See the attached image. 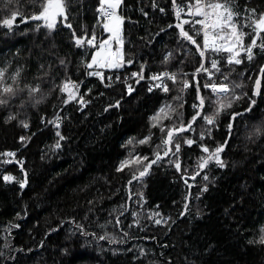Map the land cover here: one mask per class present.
I'll use <instances>...</instances> for the list:
<instances>
[{"label": "trees", "instance_id": "obj_1", "mask_svg": "<svg viewBox=\"0 0 264 264\" xmlns=\"http://www.w3.org/2000/svg\"><path fill=\"white\" fill-rule=\"evenodd\" d=\"M65 2L68 22L77 34H83L86 27L90 35L92 26L97 25L98 0ZM231 2L241 13L245 6L256 8L257 13L264 12V0ZM40 3L41 0H13L11 7L19 9L21 16L11 32L0 27V65H7L9 72L20 68L21 82L35 83L41 78L40 65L47 69L52 64V75L59 83L64 70L59 67L58 59L65 58L68 75L82 82L80 94L87 103L79 111L76 100L64 104L65 97L56 90L36 107L20 109L15 103L0 106V153L18 149L17 160L24 159L23 168L28 173L23 189L14 180H0V264H264V243L260 242L264 228V94L253 96L254 79H249L256 75L264 60L257 55L251 63L245 59L233 67L225 64L223 54L218 55L221 70H230V81L238 85L234 91L239 98H224L225 103L231 100V106L220 114L219 127L212 130L210 137L206 135L200 141L199 133L205 126L202 119L194 124L195 132L183 134L197 141L191 146L182 144L179 158L186 174L176 170L169 156L153 164L142 182L133 180L129 185L136 166L117 172L119 162L130 152L154 159L161 133L158 127L151 128L152 141L144 145L128 144L129 138L139 140L149 134V117L161 105L172 104L176 107L173 117L182 113L186 122L196 102L194 87L180 91V75L175 85L165 81L170 89L168 93L158 88L149 92V77L167 69L188 73L186 78L194 84L192 73L199 63L195 46L177 40L170 0H157L166 9L163 14L152 9L151 0H124L120 9V14L125 16L124 53L134 63L118 70L107 69L105 78L113 77L108 87L104 83L106 79L102 82L87 75L89 70L83 60L90 59L87 53L91 49L76 48L62 20L50 35H46L47 29L32 31L33 22L20 23L23 16L39 11ZM177 3L183 5L184 0ZM141 8L149 15L144 16ZM8 14V10L0 8V19ZM169 24H173L170 29ZM161 28L166 31L160 32ZM185 28L195 35L191 25ZM243 30L248 33L247 44L252 32L248 28ZM96 32L101 34L99 26ZM197 40L202 42V36ZM166 50L174 55L162 64ZM141 63L145 65V78L137 83L131 72L138 71ZM117 75L119 81L115 79ZM126 77L127 85L133 88L130 95ZM205 79L201 73V84ZM42 87L47 92L50 81L43 80ZM202 94L209 95L203 89ZM176 96L180 99L174 100ZM250 98L255 103L251 111H246ZM118 99L121 105L115 107ZM181 103L183 108L177 107ZM109 104L113 107H108ZM212 108L213 104L206 101L209 114ZM59 110L65 114L64 125L58 129L65 139L57 149L54 147L57 129L48 121ZM233 111L241 115L233 122L229 137L227 124ZM13 113L16 118L8 120ZM25 119L29 123L27 129L19 123ZM22 135L30 137L23 147L19 141ZM225 139L228 143L221 155L226 167L210 163L193 180L198 157L203 154L199 144L214 148ZM4 157L0 155V163ZM205 172L208 181L203 178ZM7 174L23 176L16 163L7 168ZM205 183L209 185L208 191L197 198ZM140 192L142 200L138 199ZM189 192V210L180 215ZM132 212L137 216L133 217ZM136 219L139 225L133 223ZM156 219L167 223L156 224ZM77 224H82L88 235H81ZM99 236L106 238L101 240ZM141 248L146 252L143 256Z\"/></svg>", "mask_w": 264, "mask_h": 264}, {"label": "snow or ice", "instance_id": "obj_2", "mask_svg": "<svg viewBox=\"0 0 264 264\" xmlns=\"http://www.w3.org/2000/svg\"><path fill=\"white\" fill-rule=\"evenodd\" d=\"M124 0H98L96 6L97 13V25L92 26L91 34L86 27L82 29L83 34L78 35L73 25L68 22L67 4L65 0H41L39 11L33 12L29 16H23L20 23L33 22L35 27L32 31H41L47 29L46 35L54 33L57 29L58 22L61 20L64 26L71 32V42L78 49H91L87 55H90V59H84L83 63L87 71L88 76L99 77L103 82L108 80L106 86L110 87L113 80L112 76L105 78L104 69L113 70L121 69L125 65H132L134 63L133 58H126L124 53V37H123V23L125 16L120 14L121 5ZM171 8L175 17V28L178 30L177 40L182 42H188L190 45L195 46V52L198 54L199 63L192 73L194 84L186 77L188 73L170 72L167 69L164 71L152 73L149 80L154 82L149 87L148 91L151 92L153 88H158L164 93L170 91L169 86L165 83V80H170L175 85L178 75L181 79V89L184 91L189 87H194L196 92V102L193 103V112L190 118L185 122L183 114L179 113L173 117L176 113V107H173L170 103L161 105L157 111L149 117L151 124L149 134L143 136L141 139L129 138L128 144L138 143L140 145L150 144L154 133L151 132V128L158 127L161 133L159 144L155 145V151L153 152L154 159H149L147 155H141L139 153H129V156L119 162L117 166V172L123 171L126 167L135 165V171L132 172L131 180L128 184L131 185L133 180L141 181L142 178L149 172L151 166L165 157H172L170 163H174V167L178 172L186 174L187 170L181 169V162L179 153L181 151L182 144L191 146L197 143L196 140L190 138L185 133L195 132L194 124L198 119L204 121V129L199 133L200 141L205 139V136H211L212 130L219 127V116L227 108L231 106V100L227 103L224 102V98L231 96L233 99L239 97L235 94V85L233 81H230V70H221L220 60L216 57L222 55L224 62L228 66H236L244 63L246 59L251 63L257 55L260 60H264V12L257 13L256 8H248L245 6L243 13L234 9L231 0H184L183 5H178L177 0H170ZM13 0H0V8L8 10V15L0 19V27L6 28L11 32L17 24L18 17L21 16L19 9L11 7ZM152 9H158L160 13H165L166 9L157 3V0H151ZM144 16H148L149 13L143 8L140 9ZM182 13L184 17H182ZM185 25H191L195 35L190 34L189 30H186ZM199 27H196V26ZM101 28V34H97L96 27ZM169 29L173 27V24L167 26ZM251 29L252 35L250 42L245 44V36L248 35L243 29ZM165 28H161L160 32H165ZM107 34V35H104ZM156 35H159L157 33ZM198 36H202V42L197 40ZM191 49L188 50L190 53ZM174 55L171 50H166L163 54L162 64L169 62L170 57ZM243 57V58H242ZM59 67L64 70V77L57 83L56 78L52 75L53 65L49 64L45 69L44 65H40L41 78L36 79L35 83H22L21 82V69L17 68L12 72L8 71V66L0 67V106L7 107L11 104H18L20 109L26 107H36L44 101L47 95H50L52 91L58 90L65 98L64 104H68L69 101L76 100L81 105L87 103L84 100V96L80 94V86L82 82L73 80L67 72L68 61L65 58L58 59ZM145 65L141 63L138 71L131 72V77L137 78V83L144 79ZM203 73L206 77L203 84L199 80L200 74ZM50 81V88L45 92L42 87L43 80ZM117 81L120 80V76H116ZM127 77L125 78V84L127 94L133 92L131 85H127ZM254 85L252 88V94L261 95L264 94L262 89V81H264V63L259 64L257 73L254 77ZM202 89L207 91L209 95L206 97L202 94ZM91 91V89H88ZM244 95H247L246 93ZM123 99V97H121ZM174 100H179L180 97L176 96ZM206 101L213 104L211 113L206 110ZM255 103L254 99L250 98V103L246 111H251V106ZM121 100L115 101V107H120ZM108 107H113L109 104ZM177 107L183 108V104H178ZM107 110V109H106ZM241 115L239 112H231L229 114V122L227 124L228 136L231 137L233 122L236 117ZM16 118V114L13 113L8 117V120ZM59 116L56 117L55 127L57 131L55 135L58 137L54 147L60 148V141L65 137L58 130L60 127ZM43 120V117H42ZM164 120H172L170 124H165ZM20 125L27 129L29 127L28 121L20 120ZM48 123H53L48 121ZM30 139V137L20 136L19 141L21 146ZM228 140L225 139L222 143H217L214 148H210L204 143H200L199 147L203 153L198 157V163L196 171L192 173V179L194 180L197 175H200L202 170L208 167L210 163H215L219 168L226 167V163L222 158V153ZM17 150H5L0 155L11 158L5 161L6 163L15 162L19 165L20 171L23 173L22 178H17L10 174L3 175L4 181H16L20 188L23 189L28 182V173L23 168V159H16ZM205 181L209 180L208 174L203 173ZM185 184L190 189L191 185L185 179ZM209 185L203 184L200 188V192L197 196L202 195L208 191ZM189 192L185 197L184 210L180 215H184L189 210ZM131 197H129L130 199ZM138 199H143V193H138ZM91 204L92 201H89ZM133 217L137 216L136 212H132ZM158 215V214H153ZM199 215V212L197 213ZM19 216V213H17ZM151 219V217H149ZM75 223V221H73ZM116 223L119 224V217L116 219ZM134 224L139 225V220L133 221ZM156 224L167 223L166 220L156 219ZM16 227H19L17 224ZM81 235H88L82 224L76 225ZM95 235V233H92ZM125 235H128L125 233ZM106 236H99L98 239H105ZM260 242L264 243V228H261ZM141 256L145 255V249H140Z\"/></svg>", "mask_w": 264, "mask_h": 264}, {"label": "built area", "instance_id": "obj_3", "mask_svg": "<svg viewBox=\"0 0 264 264\" xmlns=\"http://www.w3.org/2000/svg\"><path fill=\"white\" fill-rule=\"evenodd\" d=\"M182 17H183V13H182ZM103 72H104V75H105V73H107L106 72V69H104L103 70ZM171 72V71H170ZM91 77H94V78H98V79H100L99 77H95V76H91ZM101 80V79H100ZM166 81V80H165ZM170 81V80H169ZM104 83H105V86L109 83L108 82V80L106 79V81H104ZM152 83H154V82H152L151 81V84ZM166 83V82H165ZM151 86V85H150ZM78 110L79 111H81L84 107H85V104L84 105H81L80 103H79V105H78ZM62 110V109H61ZM57 116H59V124H60V127H62L63 126V124H64V115H63V112L62 111H59L58 113H57V115L52 119V126L53 127H55V120H56V117ZM59 127V128H60ZM56 128V127H55ZM18 158V156L16 155V159ZM11 158H8V157H5V160H4V162H2V163H0V180H3V175H5L6 174V169L10 166V165H12L13 163H15V162H12V163H6L5 161H7V160H10Z\"/></svg>", "mask_w": 264, "mask_h": 264}, {"label": "rangeland", "instance_id": "obj_4", "mask_svg": "<svg viewBox=\"0 0 264 264\" xmlns=\"http://www.w3.org/2000/svg\"><path fill=\"white\" fill-rule=\"evenodd\" d=\"M122 28H123V26H122ZM105 35V34H104ZM107 35V34H106ZM0 67H3L2 65H0ZM74 101V100H73Z\"/></svg>", "mask_w": 264, "mask_h": 264}, {"label": "bare ground", "instance_id": "obj_5", "mask_svg": "<svg viewBox=\"0 0 264 264\" xmlns=\"http://www.w3.org/2000/svg\"><path fill=\"white\" fill-rule=\"evenodd\" d=\"M143 82V81H142ZM18 156V155H17ZM19 160V159H18Z\"/></svg>", "mask_w": 264, "mask_h": 264}]
</instances>
